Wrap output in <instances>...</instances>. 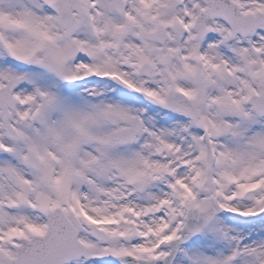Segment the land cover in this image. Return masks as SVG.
<instances>
[{"label": "snow or ice", "instance_id": "obj_1", "mask_svg": "<svg viewBox=\"0 0 264 264\" xmlns=\"http://www.w3.org/2000/svg\"><path fill=\"white\" fill-rule=\"evenodd\" d=\"M0 264H264V0H0Z\"/></svg>", "mask_w": 264, "mask_h": 264}]
</instances>
